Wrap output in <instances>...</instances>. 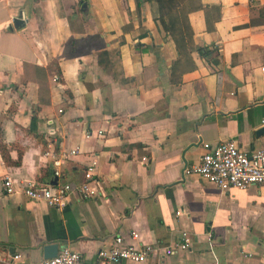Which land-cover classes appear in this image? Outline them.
I'll list each match as a JSON object with an SVG mask.
<instances>
[{
  "label": "crops",
  "instance_id": "crops-1",
  "mask_svg": "<svg viewBox=\"0 0 264 264\" xmlns=\"http://www.w3.org/2000/svg\"><path fill=\"white\" fill-rule=\"evenodd\" d=\"M167 10L173 33L156 19ZM262 126L264 0H0V138L12 161L20 152L16 166L0 156V264H38L48 243L93 264L130 230L190 236L141 264H264V186L221 191L183 174L202 142L261 148ZM45 150L65 152L64 181L89 170L93 195L29 200L24 184L50 181Z\"/></svg>",
  "mask_w": 264,
  "mask_h": 264
},
{
  "label": "built area",
  "instance_id": "built-area-1",
  "mask_svg": "<svg viewBox=\"0 0 264 264\" xmlns=\"http://www.w3.org/2000/svg\"><path fill=\"white\" fill-rule=\"evenodd\" d=\"M100 135V132H98ZM47 141L45 145L51 144ZM202 152L198 161L183 168L184 175H195L199 179L215 185L221 191L243 190L251 186H264V146L251 150L241 149L235 140L226 139L209 144L201 143ZM76 149L69 150L70 154ZM51 159L52 175L50 180L56 178V183L27 182L21 188L23 194L31 201H42L50 207H61L67 196L76 191L81 198L93 195L88 184L93 181L92 174L86 170L83 179L77 184L62 180L60 170L61 159L65 152L56 154L45 150ZM61 179V180H60ZM5 192H13L9 179L4 182ZM190 248V236L185 230L178 233V237L164 243L143 242L138 232L130 230L125 234H115L107 246L96 250V260L93 264H141L149 259L162 260L165 257L185 251ZM38 264H87L81 254L69 249L67 246L58 249L55 256L41 259Z\"/></svg>",
  "mask_w": 264,
  "mask_h": 264
},
{
  "label": "trees",
  "instance_id": "trees-1",
  "mask_svg": "<svg viewBox=\"0 0 264 264\" xmlns=\"http://www.w3.org/2000/svg\"><path fill=\"white\" fill-rule=\"evenodd\" d=\"M158 3L160 2V4H165L167 6H175V4L178 2L179 0H157ZM261 14V13H260ZM263 14V12H262ZM178 17H180V24L181 26H183L184 30H185V20H184V14L182 11L179 12V14H176ZM160 21V23L162 24V27L164 29V31L168 32V33H173L174 31V22L176 21L175 17L171 15L170 10H167L165 12L163 11H159L158 13V17L156 18ZM186 33V31H185ZM188 34V33H186ZM180 35V34H179ZM175 40H177L176 38H174ZM198 52L200 55H205V51H202V49H198ZM103 53H99L98 57L101 56ZM35 125V120L34 117L32 116L30 119V124H29V130L33 129ZM8 147L2 142L1 138H0V156L2 158V160L4 161V163H8L9 165H13L16 166L19 162V151L17 152V158L15 160H11L9 155H8ZM47 177H51L52 175V170L51 168H47L46 174Z\"/></svg>",
  "mask_w": 264,
  "mask_h": 264
},
{
  "label": "water",
  "instance_id": "water-1",
  "mask_svg": "<svg viewBox=\"0 0 264 264\" xmlns=\"http://www.w3.org/2000/svg\"><path fill=\"white\" fill-rule=\"evenodd\" d=\"M82 5L84 6V3ZM12 24H13V27L17 29L22 24V20L20 18H14V20H12ZM259 133H264V126H262L259 129ZM50 183L55 184L56 178H53L52 180H50ZM57 251H58L57 243L45 244L42 247V258L47 259V258L53 257L56 255Z\"/></svg>",
  "mask_w": 264,
  "mask_h": 264
}]
</instances>
